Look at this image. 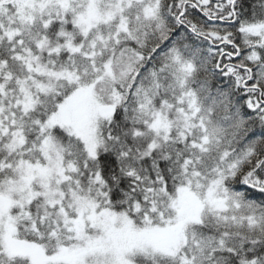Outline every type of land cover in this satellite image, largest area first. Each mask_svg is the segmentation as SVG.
<instances>
[{
  "label": "snow or ice",
  "instance_id": "obj_1",
  "mask_svg": "<svg viewBox=\"0 0 264 264\" xmlns=\"http://www.w3.org/2000/svg\"><path fill=\"white\" fill-rule=\"evenodd\" d=\"M0 264H264V0H0Z\"/></svg>",
  "mask_w": 264,
  "mask_h": 264
}]
</instances>
